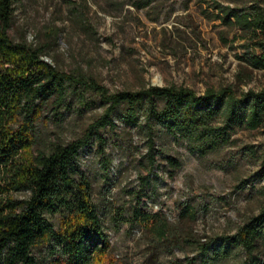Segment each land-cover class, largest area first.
I'll return each instance as SVG.
<instances>
[{
	"label": "rangeland",
	"instance_id": "374dc122",
	"mask_svg": "<svg viewBox=\"0 0 264 264\" xmlns=\"http://www.w3.org/2000/svg\"><path fill=\"white\" fill-rule=\"evenodd\" d=\"M207 11L204 0H13L8 34L42 49V59L56 69L95 78L110 92L167 85L198 93L230 85L237 93L264 88V70L242 59L239 43L223 42L232 32ZM102 111L100 104L80 108L71 94L58 108L49 105L35 124L30 156L80 137ZM116 123L103 132L102 150L93 140L78 158L115 263L185 264L198 257L200 244L211 242V264H241L243 253L236 249L217 254L223 253L221 236L233 233L264 201L257 160L264 127L239 129L230 145L201 156L155 125L151 168L144 135ZM168 157L178 158L181 167L171 171ZM24 196L7 191L0 199ZM160 220L169 226L166 238L157 234ZM34 254L40 261L50 256L46 248Z\"/></svg>",
	"mask_w": 264,
	"mask_h": 264
},
{
	"label": "trees",
	"instance_id": "16d2710c",
	"mask_svg": "<svg viewBox=\"0 0 264 264\" xmlns=\"http://www.w3.org/2000/svg\"><path fill=\"white\" fill-rule=\"evenodd\" d=\"M204 2L209 6L207 17L232 32L230 40L222 36L223 42L239 43L242 59L264 70L260 0ZM12 18L13 0H0V195L14 191L25 196L0 199V264H116L92 200L91 181L78 165L80 150L93 140L102 150L103 132L115 128L116 122L144 135L151 168L156 164L155 125L201 156L230 145L239 129L264 127V88L237 93L230 85L198 93L167 85L110 92L95 78L56 69L42 59V49L14 42L8 34ZM70 94L76 95L80 108L100 104L102 113L80 137L31 157L37 120L49 105L58 108ZM257 160L261 180L264 150ZM166 165L174 171L181 161L168 157ZM246 184L244 180L240 187ZM142 196L144 189L137 199ZM135 212L145 216L141 210ZM156 231L166 238L167 222L160 220ZM199 246L198 257L185 264L212 263V243ZM221 247L223 253L214 254L236 249L243 253L241 264H264V201L233 233L221 236ZM40 248L48 250V260L36 258L34 252Z\"/></svg>",
	"mask_w": 264,
	"mask_h": 264
}]
</instances>
